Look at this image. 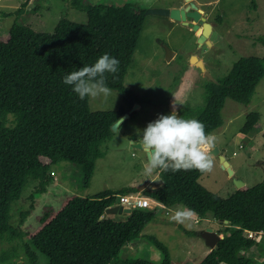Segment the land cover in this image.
<instances>
[{
    "label": "trees",
    "instance_id": "trees-1",
    "mask_svg": "<svg viewBox=\"0 0 264 264\" xmlns=\"http://www.w3.org/2000/svg\"><path fill=\"white\" fill-rule=\"evenodd\" d=\"M29 1L24 0L22 5ZM70 4L86 13V23L62 17L52 32H44L15 20L0 34V241L12 244L1 253L0 264H39L35 250L47 258L46 264H113L120 259L125 243L138 238L157 213V209L135 207L124 219L103 217L105 210L123 196L139 192L133 186H124L92 197L68 194L58 209L47 205L33 229L11 223L12 203L21 198L31 179L38 180L35 194L46 192L53 181L52 164L63 160L76 163L88 186L97 159L104 155L103 147L114 135L112 125L140 102L124 84V78L144 25V10L130 2L119 5L70 0ZM216 20L221 21V17ZM105 53L120 61L115 78L105 75L106 85L123 95V106L92 111L88 97L79 99L63 80L85 65H94ZM263 77L264 59L240 57L220 81L209 80L204 85L202 106H187L177 114L201 121L210 134L223 124L225 99L249 104ZM259 124V114L251 112L242 131ZM203 174L195 169L159 170L161 185L146 188L141 195L163 206L180 204L194 209L199 217L211 212L225 224V234L216 246L192 264H264V242L256 239L264 233V180L239 187L223 198L199 182ZM26 215L22 213L20 223ZM249 232L256 236L250 237ZM146 238L162 251V261L130 257L123 259L125 264H174L162 242L154 235ZM255 245L259 258L245 254ZM19 252L24 259L18 261Z\"/></svg>",
    "mask_w": 264,
    "mask_h": 264
},
{
    "label": "rangeland",
    "instance_id": "rangeland-1",
    "mask_svg": "<svg viewBox=\"0 0 264 264\" xmlns=\"http://www.w3.org/2000/svg\"><path fill=\"white\" fill-rule=\"evenodd\" d=\"M23 1L0 0V34L10 28L15 20L44 32H52L62 17L78 23L87 22L86 13L72 7L70 0H31L25 6L22 5ZM91 1L94 4L119 5L130 2L140 6L145 13L137 48L124 78V84L140 98V102L135 115L126 118L115 131L135 142L141 141L142 132L150 122L160 115H170L174 104L177 113L187 106H202L205 101L204 85L209 80L220 81L240 57L253 55L264 59V0H193L207 12V21L212 24L208 36L210 44L205 41L199 43V35L190 26L167 15L148 12L157 8L182 7L184 0ZM18 9L22 11L17 12ZM218 16L221 17L219 22L216 20ZM167 49L174 52L171 60H167ZM193 55L203 61L205 70L212 78L205 76L191 61ZM88 101L92 111L117 110L123 106V95L111 89L109 96L88 97ZM251 112L259 114V127L243 132L247 115ZM221 116L223 124L210 134L216 138L214 146L231 164L234 177L249 187L263 181L264 77L258 83L249 104L226 98ZM211 150L209 154L214 162L213 170L201 175L199 182L226 198L237 187L233 177L221 166L219 157L213 155ZM103 151L104 155L97 159L88 186L83 183L79 165L65 160L51 165L53 181L46 192L35 194L38 180L31 179L21 198L12 203V225L23 229L35 228L42 210L47 205L58 209L68 194L92 197L103 190H118L124 186H133L139 191L138 194H143L145 186L154 188L161 185L158 169L151 173L145 171L148 158L141 148L103 147ZM181 207L180 204L171 207L162 204L153 206L152 209H157L154 219L146 224L138 238L125 243L119 254L120 259L113 264H125L123 259L130 257L161 262L164 257L162 251L146 235H154L167 247L174 264H192L202 260L211 249L202 237V232L211 228L217 233L221 231L219 234L223 236L225 224L214 218L211 212L204 217L195 215L185 224H177L170 220V216ZM24 212L27 215L20 223ZM126 215L110 216L120 220ZM256 239L264 242V233ZM11 245L10 242L0 241V255L9 250ZM35 252L38 263L46 264L47 258ZM19 253L18 261L24 259L23 253ZM245 254L260 257L256 245L247 249Z\"/></svg>",
    "mask_w": 264,
    "mask_h": 264
},
{
    "label": "clouds",
    "instance_id": "clouds-1",
    "mask_svg": "<svg viewBox=\"0 0 264 264\" xmlns=\"http://www.w3.org/2000/svg\"><path fill=\"white\" fill-rule=\"evenodd\" d=\"M120 61L103 54L92 66H83L64 77L63 82L72 86L79 99L86 97H107L111 89L106 85V73L113 78L119 72ZM215 137L206 133L205 125L197 119H183L176 110L175 104L170 115H160L150 122L142 132L140 148L147 155L148 166L145 171L176 172L198 170L210 173L214 162L209 150L214 147ZM196 215L194 209L181 207L170 216L177 224L190 222Z\"/></svg>",
    "mask_w": 264,
    "mask_h": 264
},
{
    "label": "water",
    "instance_id": "water-1",
    "mask_svg": "<svg viewBox=\"0 0 264 264\" xmlns=\"http://www.w3.org/2000/svg\"><path fill=\"white\" fill-rule=\"evenodd\" d=\"M148 12L152 13H158L162 15H167L172 19L178 20L182 22L183 24H186L196 32L198 37L199 43L207 42L210 44V40L208 38L211 29L212 24L207 21V12H205L203 9L199 8L198 5L193 1L189 0L187 1L186 5L182 7H176V8H157V9H151ZM174 56V52L167 49L166 57L167 60H171V57ZM194 59V60H193ZM191 61L195 63L203 72L205 76H208L212 78L207 70H205L203 61L199 59L197 56L193 55L191 58ZM138 107V103H134L133 106L128 109L124 114H122L116 122L112 125V130L114 132V135L107 141V147L110 149H125V148H134L138 147L140 148V141L135 142L132 139H129L127 137L120 136L116 134V130L120 123L124 121L126 118L130 116V114L135 111V109ZM213 155H216L219 157L221 166L228 172V174L233 177V182L235 183L236 187H242L244 186V182L238 179L237 177H234V170L231 167V164L229 161L220 153L219 148L215 145L211 150ZM132 211L129 207H124L121 204L113 205L109 208H107L103 214V217L106 215H116V214H130ZM227 223L228 221L225 220ZM202 237L205 239L206 244L210 248H214L216 246V243L223 237L216 231H213L211 228H208L202 232Z\"/></svg>",
    "mask_w": 264,
    "mask_h": 264
},
{
    "label": "built area",
    "instance_id": "built-area-1",
    "mask_svg": "<svg viewBox=\"0 0 264 264\" xmlns=\"http://www.w3.org/2000/svg\"><path fill=\"white\" fill-rule=\"evenodd\" d=\"M118 204H121L124 207H129L131 209L135 207L152 209L153 206H157V204L161 205L158 201L153 200L150 197L141 195V194H130V195L123 196ZM248 235L250 237H255L256 233L249 232Z\"/></svg>",
    "mask_w": 264,
    "mask_h": 264
},
{
    "label": "crops",
    "instance_id": "crops-1",
    "mask_svg": "<svg viewBox=\"0 0 264 264\" xmlns=\"http://www.w3.org/2000/svg\"><path fill=\"white\" fill-rule=\"evenodd\" d=\"M187 1H188V0H184V1L182 2L181 5H185V3H186ZM195 33H196V32H195ZM145 187H146V186H145ZM145 187L143 188V190L146 189ZM147 188H148V187H147ZM156 208H157V207H156ZM195 221L197 222L198 220L196 219Z\"/></svg>",
    "mask_w": 264,
    "mask_h": 264
},
{
    "label": "bare ground",
    "instance_id": "bare-ground-1",
    "mask_svg": "<svg viewBox=\"0 0 264 264\" xmlns=\"http://www.w3.org/2000/svg\"><path fill=\"white\" fill-rule=\"evenodd\" d=\"M194 60V59H193Z\"/></svg>",
    "mask_w": 264,
    "mask_h": 264
},
{
    "label": "flooded vegetation",
    "instance_id": "flooded-vegetation-1",
    "mask_svg": "<svg viewBox=\"0 0 264 264\" xmlns=\"http://www.w3.org/2000/svg\"><path fill=\"white\" fill-rule=\"evenodd\" d=\"M192 28V27H191Z\"/></svg>",
    "mask_w": 264,
    "mask_h": 264
}]
</instances>
